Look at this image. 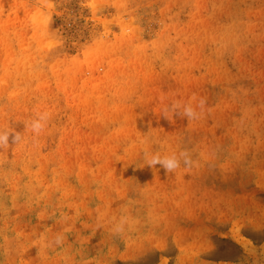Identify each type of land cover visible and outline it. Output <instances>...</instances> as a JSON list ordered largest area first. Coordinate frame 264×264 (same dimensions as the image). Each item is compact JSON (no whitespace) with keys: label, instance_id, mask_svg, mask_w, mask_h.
Segmentation results:
<instances>
[{"label":"rangeland","instance_id":"obj_1","mask_svg":"<svg viewBox=\"0 0 264 264\" xmlns=\"http://www.w3.org/2000/svg\"><path fill=\"white\" fill-rule=\"evenodd\" d=\"M0 133V264H264V0H0Z\"/></svg>","mask_w":264,"mask_h":264},{"label":"clouds","instance_id":"obj_2","mask_svg":"<svg viewBox=\"0 0 264 264\" xmlns=\"http://www.w3.org/2000/svg\"><path fill=\"white\" fill-rule=\"evenodd\" d=\"M203 104H204V101L201 100L200 106L202 107ZM179 109H180V105L178 103H174L171 105V111L173 112L174 115H177V116L182 115L189 120L198 118L197 112L195 111V109L190 104L185 105L183 107L182 112L179 111ZM168 110L169 109H165V115H164L165 118H167V111ZM48 118H49L48 113L41 114L38 119H36L32 122V124H31L32 131L34 133H36L37 135H39L44 130ZM18 140H19V137L16 135H13L11 137L12 143H16V142H18ZM8 143H9V134L0 133V147L6 146ZM145 158H146V165L147 166L152 168V167H156L157 165H159L165 170L166 174L168 172L175 171L178 167H180L181 162H183V164L185 166L191 165L190 157L186 151L181 152L179 157L176 156L175 154H173L171 156L161 157L158 153L152 154L150 156L148 153H145Z\"/></svg>","mask_w":264,"mask_h":264}]
</instances>
